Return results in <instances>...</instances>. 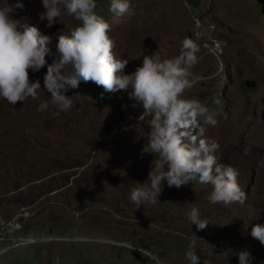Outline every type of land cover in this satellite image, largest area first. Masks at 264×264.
Listing matches in <instances>:
<instances>
[{
	"label": "rangeland",
	"instance_id": "rangeland-1",
	"mask_svg": "<svg viewBox=\"0 0 264 264\" xmlns=\"http://www.w3.org/2000/svg\"><path fill=\"white\" fill-rule=\"evenodd\" d=\"M0 264H264V0H0Z\"/></svg>",
	"mask_w": 264,
	"mask_h": 264
},
{
	"label": "water",
	"instance_id": "water-1",
	"mask_svg": "<svg viewBox=\"0 0 264 264\" xmlns=\"http://www.w3.org/2000/svg\"><path fill=\"white\" fill-rule=\"evenodd\" d=\"M41 81L44 89L56 98L76 94L84 84L82 75L74 68H70L68 74L62 73L60 68L42 72Z\"/></svg>",
	"mask_w": 264,
	"mask_h": 264
},
{
	"label": "clouds",
	"instance_id": "clouds-1",
	"mask_svg": "<svg viewBox=\"0 0 264 264\" xmlns=\"http://www.w3.org/2000/svg\"><path fill=\"white\" fill-rule=\"evenodd\" d=\"M79 72V71H78ZM80 73V72H79ZM83 78V77H82ZM42 82V81H41ZM83 87V86H82ZM82 87H81V89H82ZM61 98V97H60Z\"/></svg>",
	"mask_w": 264,
	"mask_h": 264
}]
</instances>
